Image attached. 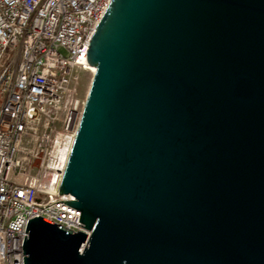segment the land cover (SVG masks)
<instances>
[{
    "label": "water",
    "instance_id": "1",
    "mask_svg": "<svg viewBox=\"0 0 264 264\" xmlns=\"http://www.w3.org/2000/svg\"><path fill=\"white\" fill-rule=\"evenodd\" d=\"M86 58L83 229L29 219L24 264H264V0H112Z\"/></svg>",
    "mask_w": 264,
    "mask_h": 264
},
{
    "label": "built area",
    "instance_id": "2",
    "mask_svg": "<svg viewBox=\"0 0 264 264\" xmlns=\"http://www.w3.org/2000/svg\"><path fill=\"white\" fill-rule=\"evenodd\" d=\"M111 1L0 0V264H24L35 216L83 229L60 185L85 104L80 73Z\"/></svg>",
    "mask_w": 264,
    "mask_h": 264
},
{
    "label": "rangeland",
    "instance_id": "3",
    "mask_svg": "<svg viewBox=\"0 0 264 264\" xmlns=\"http://www.w3.org/2000/svg\"><path fill=\"white\" fill-rule=\"evenodd\" d=\"M93 75H94V71H92L91 69H85L80 73L79 94L80 97L84 100H86L93 79ZM1 104H2V97L0 94V108H1Z\"/></svg>",
    "mask_w": 264,
    "mask_h": 264
},
{
    "label": "bare ground",
    "instance_id": "4",
    "mask_svg": "<svg viewBox=\"0 0 264 264\" xmlns=\"http://www.w3.org/2000/svg\"><path fill=\"white\" fill-rule=\"evenodd\" d=\"M89 68L94 71L95 70V67L94 66H89Z\"/></svg>",
    "mask_w": 264,
    "mask_h": 264
}]
</instances>
